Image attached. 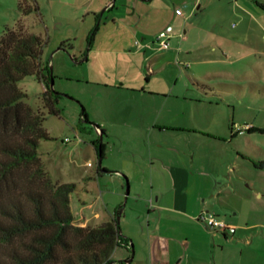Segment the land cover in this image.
Returning <instances> with one entry per match:
<instances>
[{"label":"crops","instance_id":"obj_1","mask_svg":"<svg viewBox=\"0 0 264 264\" xmlns=\"http://www.w3.org/2000/svg\"><path fill=\"white\" fill-rule=\"evenodd\" d=\"M153 2L132 1L128 49H116L146 63L149 77L141 81L143 73L126 71L98 78L84 110L89 122L83 121L103 133L105 171L98 169L93 140L82 149L76 211L70 198L74 223L96 226L116 218L121 206L125 243L114 249L113 264H264V144L254 134L264 132L255 126L237 132L219 111L242 103V91L228 88L229 81L238 86L249 71L264 80V0H158L168 17L153 32L171 26L172 34L167 49L149 53L143 43L152 19L144 6ZM28 14L20 10L18 21L42 37ZM233 18L236 24L226 25ZM175 64L183 69L171 86L146 84L164 79ZM202 210L232 225L233 233L208 230L195 219Z\"/></svg>","mask_w":264,"mask_h":264},{"label":"rangeland","instance_id":"obj_2","mask_svg":"<svg viewBox=\"0 0 264 264\" xmlns=\"http://www.w3.org/2000/svg\"><path fill=\"white\" fill-rule=\"evenodd\" d=\"M25 1L35 2L37 7L29 12L28 21L34 22V28L40 30L42 34L44 44L40 64L48 66L49 70L51 68V75L44 69L45 81L33 74L24 77L17 85L27 93V102L34 108L42 106L41 94L46 85L60 94L55 102L59 113L48 114L45 109L43 127L51 138L40 140L38 152L45 171L53 181L75 182L79 189L82 185L81 176L86 167L82 165L86 159L82 149L98 138L93 125L91 124L92 128L81 119V110L91 106L90 96L97 87L96 80L98 78L104 80L106 75L111 74L122 75L126 71L133 74L143 73L141 81L149 77L146 63L142 65L138 58H130L116 52L119 48L128 49L126 45L128 31L125 26L129 23L127 21L130 16H127V13L132 11L133 0ZM157 1L154 0L152 5L144 6L149 12L150 20L152 19L147 22V29L152 32L148 41L155 40L158 32L153 30L168 17L166 13L157 9ZM17 2L18 0H0V34L5 26L12 27L18 22L21 15ZM110 2L113 4L112 7L107 6ZM236 21V18L229 19L226 25L236 24ZM95 26L98 28L94 32ZM87 27L90 31L85 39L84 31ZM91 35L92 39L89 42ZM61 44L62 48L58 49ZM152 51L148 50L149 53ZM83 57H86V60L83 61ZM178 68L183 69V65L175 64L172 68H167L165 73L167 76L164 79L152 80L146 84H150L151 88H167L176 81L175 72ZM48 75L49 79L52 78V86ZM255 77L256 73L249 71L239 79L238 86L237 83L228 82V88L239 87L238 89L242 91V103L219 107L221 117L225 118L228 125L232 122L240 127L244 125L264 127V80H257ZM254 134L264 144V133ZM65 138L70 140L65 141ZM77 138L80 139V144L74 146ZM77 193L79 192L76 190L70 195L74 211L78 207ZM125 202L126 199L123 198V206ZM118 223L120 225V216ZM118 247L121 245L116 248ZM3 250L4 248L0 246V255Z\"/></svg>","mask_w":264,"mask_h":264},{"label":"trees","instance_id":"obj_3","mask_svg":"<svg viewBox=\"0 0 264 264\" xmlns=\"http://www.w3.org/2000/svg\"><path fill=\"white\" fill-rule=\"evenodd\" d=\"M19 9L28 14L36 6L21 0ZM43 44L20 21L0 34V264H113L114 249L125 243L116 218L96 226L76 225L70 208L76 183L53 181L38 152L40 140L51 138L43 127L45 109L58 114L60 94L46 85L42 106L34 108L17 83L33 74L44 80V69L50 73L40 64ZM81 119L89 122L84 109ZM94 147L102 159L99 138Z\"/></svg>","mask_w":264,"mask_h":264},{"label":"built area","instance_id":"obj_4","mask_svg":"<svg viewBox=\"0 0 264 264\" xmlns=\"http://www.w3.org/2000/svg\"><path fill=\"white\" fill-rule=\"evenodd\" d=\"M189 10H185L181 12L185 17L189 15ZM172 34V28L171 26H167L161 31L158 32V34L155 37L154 41H147L143 43L145 47L151 48L156 51L165 50L169 47V38ZM135 44L139 45L142 44L140 39L135 40ZM249 125H244L240 127L237 124H233V129L237 132H242L245 129H248ZM69 138H65V141H69ZM77 141H80L79 138H77ZM88 165H91L88 163ZM195 219L197 221H200L205 225V227L208 230H222L228 233H233L234 227L232 225L227 224L223 219L219 218L214 212L209 210H202L200 211L196 216Z\"/></svg>","mask_w":264,"mask_h":264},{"label":"water","instance_id":"obj_5","mask_svg":"<svg viewBox=\"0 0 264 264\" xmlns=\"http://www.w3.org/2000/svg\"><path fill=\"white\" fill-rule=\"evenodd\" d=\"M50 75H51V68H50ZM49 83H50V86H52V84H53V81H52V78L50 77V79H49ZM92 125H93V127H94V129H95V131L97 132V134H98V138H99V141L101 142L102 141V135H103V133H102V131L100 130V126L98 125V124H96V123H92ZM98 165L99 166H101V158H98ZM101 171H105V170H103V169H100ZM126 192H127V189H126ZM120 210H121V208H120ZM120 213V212H119ZM116 220L117 221H119V214L116 216ZM127 262H129L130 261V258L128 259V260H126Z\"/></svg>","mask_w":264,"mask_h":264}]
</instances>
